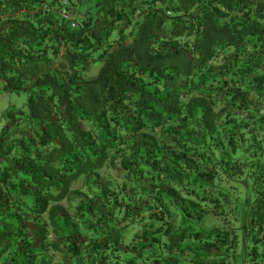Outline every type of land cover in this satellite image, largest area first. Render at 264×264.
Returning <instances> with one entry per match:
<instances>
[{
	"label": "trees",
	"instance_id": "obj_1",
	"mask_svg": "<svg viewBox=\"0 0 264 264\" xmlns=\"http://www.w3.org/2000/svg\"><path fill=\"white\" fill-rule=\"evenodd\" d=\"M0 81V264H234L264 232V0H0Z\"/></svg>",
	"mask_w": 264,
	"mask_h": 264
},
{
	"label": "rangeland",
	"instance_id": "obj_2",
	"mask_svg": "<svg viewBox=\"0 0 264 264\" xmlns=\"http://www.w3.org/2000/svg\"><path fill=\"white\" fill-rule=\"evenodd\" d=\"M97 73V68L90 73L91 76ZM27 96L24 93L17 92H5L3 89V82L0 81V128L3 125V115L9 109H17L21 107H25ZM252 193H251V201L249 206L245 207V209H250L254 207V199L256 195H254V187H257V184L253 181L250 182ZM264 192V187H262ZM264 197V196H263ZM264 200V198H263ZM252 203V206H251ZM257 209V206H255ZM251 208V209H252ZM245 211V210H244ZM257 215V212L255 213ZM256 216H253V218ZM251 229L248 232L244 233V235H248L247 240L244 242L241 240V249L238 251L239 259L235 261L234 264H264V232L258 233V226L251 225ZM243 235V236H244ZM241 235V238L243 237ZM256 254H255V253Z\"/></svg>",
	"mask_w": 264,
	"mask_h": 264
},
{
	"label": "built area",
	"instance_id": "obj_3",
	"mask_svg": "<svg viewBox=\"0 0 264 264\" xmlns=\"http://www.w3.org/2000/svg\"><path fill=\"white\" fill-rule=\"evenodd\" d=\"M63 16L66 17V18H68V19L71 18V14L70 13H67L65 11H63ZM73 26H76V24L73 23Z\"/></svg>",
	"mask_w": 264,
	"mask_h": 264
}]
</instances>
